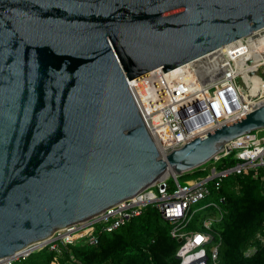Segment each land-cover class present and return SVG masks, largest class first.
I'll list each match as a JSON object with an SVG mask.
<instances>
[{
  "label": "water",
  "instance_id": "obj_1",
  "mask_svg": "<svg viewBox=\"0 0 264 264\" xmlns=\"http://www.w3.org/2000/svg\"><path fill=\"white\" fill-rule=\"evenodd\" d=\"M263 28L264 0H0V260L264 128L262 100L162 154L127 80L162 67L180 95Z\"/></svg>",
  "mask_w": 264,
  "mask_h": 264
},
{
  "label": "built area",
  "instance_id": "obj_2",
  "mask_svg": "<svg viewBox=\"0 0 264 264\" xmlns=\"http://www.w3.org/2000/svg\"><path fill=\"white\" fill-rule=\"evenodd\" d=\"M220 51L230 71L180 95L162 67L127 79L144 122L162 154L194 135L244 115L252 109V105L264 100V70L261 67L264 65V28L232 41L221 47ZM253 76L259 77L262 82L254 91L251 90ZM200 114H205L204 119H211V125L191 131L187 127L189 119ZM198 121L202 122V119L198 118ZM231 153L236 158L232 165L218 167L212 164L206 176L184 182H180L178 175L172 174L173 184L170 175H164L138 194L88 219L55 230L45 243L30 245L0 260V264L23 259L44 245L55 251L49 264H58L62 246L67 247L79 239L94 244L98 241V232L118 228L131 217L141 214L148 204L157 207L162 216L169 220L171 235L180 239L181 244L176 252L180 264H219L221 235L217 229H213V223L222 218L223 210L217 203L209 202L201 207H217L218 214H207L192 223L196 212L194 205L213 192L219 194L221 202L224 201L225 196L218 192L223 180L230 174L252 171L257 176L259 169L264 168V128L232 139L228 147H224L212 159L216 162ZM191 224L194 227L188 228ZM255 239L264 244V230L257 231ZM208 242H213L210 252L205 248ZM256 244L252 241L245 254L254 252Z\"/></svg>",
  "mask_w": 264,
  "mask_h": 264
},
{
  "label": "trees",
  "instance_id": "obj_3",
  "mask_svg": "<svg viewBox=\"0 0 264 264\" xmlns=\"http://www.w3.org/2000/svg\"><path fill=\"white\" fill-rule=\"evenodd\" d=\"M235 159L232 153L216 162L211 158L181 176L199 179L212 164L232 165ZM218 193L225 196L223 216L216 224L221 235L219 264H264V244L255 239L257 231L264 230V168L257 176L252 171L230 174ZM171 226L157 207L148 204L118 228L98 232L94 244L79 239L62 246L58 264H180L176 252L181 242L171 235ZM252 241L257 243L256 250L246 255ZM54 254L44 245L11 264H49Z\"/></svg>",
  "mask_w": 264,
  "mask_h": 264
},
{
  "label": "rangeland",
  "instance_id": "obj_4",
  "mask_svg": "<svg viewBox=\"0 0 264 264\" xmlns=\"http://www.w3.org/2000/svg\"><path fill=\"white\" fill-rule=\"evenodd\" d=\"M261 67L264 70V65H261ZM263 77H264V73H263ZM239 79H238V81L240 82ZM191 124H194L193 120H192ZM168 175H170V181H171V184H173L174 179H173V176H172V172H169ZM189 177H191V176H189ZM178 178H179L180 182L189 181V180H195L196 179V178H185L184 176H181V175H179ZM209 202H215L223 209L222 202L220 200L219 194H217L216 192H213L212 194L207 195L205 198H203L202 200H200L198 203H196L194 205V210H196V212L194 213V215L192 217V223L193 222L196 223L204 215H207V214H218V208L217 207H206V208H202L201 207L203 205H206ZM216 224H217V222L213 223V229H217L216 228ZM193 227H194L193 224L188 226V228H193ZM212 245H213V242H208V243L205 244V248H206V250L208 252H210Z\"/></svg>",
  "mask_w": 264,
  "mask_h": 264
},
{
  "label": "bare ground",
  "instance_id": "obj_5",
  "mask_svg": "<svg viewBox=\"0 0 264 264\" xmlns=\"http://www.w3.org/2000/svg\"><path fill=\"white\" fill-rule=\"evenodd\" d=\"M252 81H261L259 77L257 76H253L252 77ZM260 85H256L254 83H252V86H251V90L254 91L255 89L259 88ZM214 108V107H213ZM203 113H206V112H203ZM205 117V114H200L199 117H196V118H190L189 119V123L191 124L192 120L194 122V124H192L193 126L191 127V131L192 130H199L201 129L202 127H205V126H208V125H211V119H204ZM198 118H201L202 119V122H199L198 121ZM188 119V118H187ZM197 119V120H196ZM170 168L167 169V173L165 175H167L169 172H170Z\"/></svg>",
  "mask_w": 264,
  "mask_h": 264
},
{
  "label": "flooded vegetation",
  "instance_id": "obj_6",
  "mask_svg": "<svg viewBox=\"0 0 264 264\" xmlns=\"http://www.w3.org/2000/svg\"><path fill=\"white\" fill-rule=\"evenodd\" d=\"M252 83L258 85V84H261L262 82L261 81H252Z\"/></svg>",
  "mask_w": 264,
  "mask_h": 264
}]
</instances>
